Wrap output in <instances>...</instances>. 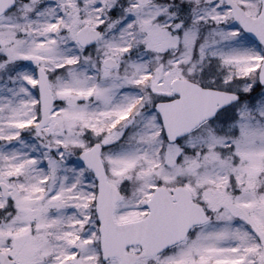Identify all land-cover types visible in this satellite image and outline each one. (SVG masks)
Wrapping results in <instances>:
<instances>
[{
  "label": "snow or ice",
  "instance_id": "obj_1",
  "mask_svg": "<svg viewBox=\"0 0 264 264\" xmlns=\"http://www.w3.org/2000/svg\"><path fill=\"white\" fill-rule=\"evenodd\" d=\"M0 264H264V0H0Z\"/></svg>",
  "mask_w": 264,
  "mask_h": 264
}]
</instances>
